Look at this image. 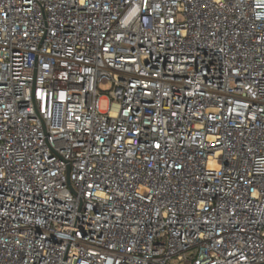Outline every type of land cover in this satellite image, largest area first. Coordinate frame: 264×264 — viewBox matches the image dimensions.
<instances>
[{
  "label": "built area",
  "instance_id": "built-area-1",
  "mask_svg": "<svg viewBox=\"0 0 264 264\" xmlns=\"http://www.w3.org/2000/svg\"><path fill=\"white\" fill-rule=\"evenodd\" d=\"M263 263L264 0H0V264Z\"/></svg>",
  "mask_w": 264,
  "mask_h": 264
},
{
  "label": "rangeland",
  "instance_id": "rangeland-1",
  "mask_svg": "<svg viewBox=\"0 0 264 264\" xmlns=\"http://www.w3.org/2000/svg\"><path fill=\"white\" fill-rule=\"evenodd\" d=\"M103 91H105L104 94H108L107 91H109V87L108 86H104ZM107 108H108V102H107V100H103L102 103H101V109L102 110H107Z\"/></svg>",
  "mask_w": 264,
  "mask_h": 264
},
{
  "label": "water",
  "instance_id": "water-1",
  "mask_svg": "<svg viewBox=\"0 0 264 264\" xmlns=\"http://www.w3.org/2000/svg\"><path fill=\"white\" fill-rule=\"evenodd\" d=\"M264 264V263H263Z\"/></svg>",
  "mask_w": 264,
  "mask_h": 264
}]
</instances>
